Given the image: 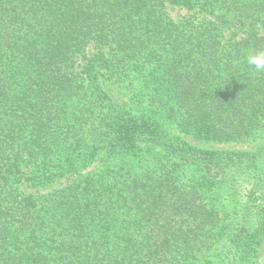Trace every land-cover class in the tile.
<instances>
[{"label":"trees","instance_id":"trees-1","mask_svg":"<svg viewBox=\"0 0 264 264\" xmlns=\"http://www.w3.org/2000/svg\"><path fill=\"white\" fill-rule=\"evenodd\" d=\"M258 52L264 0H0V264H255L262 154L171 129L257 132Z\"/></svg>","mask_w":264,"mask_h":264},{"label":"rangeland","instance_id":"rangeland-1","mask_svg":"<svg viewBox=\"0 0 264 264\" xmlns=\"http://www.w3.org/2000/svg\"><path fill=\"white\" fill-rule=\"evenodd\" d=\"M170 13L176 17V15L183 13V10H176L170 9ZM91 48V47H90ZM91 52L93 51L90 50ZM90 52V53H91ZM112 95L115 99L118 100L119 103H125L126 96L117 92V90H110ZM173 134L179 135L182 139L187 141L189 144L196 148L202 149H211V150H220V151H230V152H260L262 155V162H264V125L258 129L249 139L243 141H201L199 139H195L194 137L180 133L176 129H171ZM63 182H59L54 184L55 186L59 187L58 185H62ZM22 190L25 193L33 192L32 188L27 187L26 185L22 186ZM46 190H42L41 192H45ZM255 264H264V243L261 245L260 250L258 252V256L256 258Z\"/></svg>","mask_w":264,"mask_h":264},{"label":"clouds","instance_id":"clouds-1","mask_svg":"<svg viewBox=\"0 0 264 264\" xmlns=\"http://www.w3.org/2000/svg\"><path fill=\"white\" fill-rule=\"evenodd\" d=\"M247 63L254 66L257 70H264V52L256 54L249 53L246 57Z\"/></svg>","mask_w":264,"mask_h":264}]
</instances>
